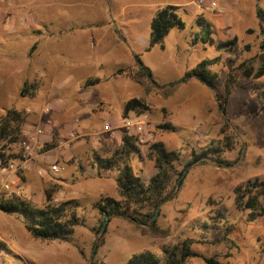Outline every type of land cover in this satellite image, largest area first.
I'll return each instance as SVG.
<instances>
[{"label":"rangeland","instance_id":"obj_1","mask_svg":"<svg viewBox=\"0 0 264 264\" xmlns=\"http://www.w3.org/2000/svg\"><path fill=\"white\" fill-rule=\"evenodd\" d=\"M165 1L180 5L177 12L186 26L172 28L163 48L146 50L150 21ZM215 1L209 9L194 0H0L5 7L0 13L7 19L0 29V50L20 59L32 83L24 92V105L16 103L21 98L14 88L0 90V116L8 108L25 111L24 132L26 127L50 132L56 140L53 148L72 154L68 165L55 162L62 167L59 172L39 176L35 169L33 181L10 185L0 192V201L18 196L41 207L42 192L50 188L53 202L75 201L71 207L80 219L66 239L43 241L29 235L19 215L0 211V264H127L132 255L146 250L162 257L164 248L180 247L185 240L199 256L188 257L184 264H206L202 257L219 264H264V215L249 220V210L234 202L237 185L264 180V76L257 80L238 75L224 101L228 74L237 65L253 58L254 68L260 66L257 9L264 17V0ZM191 2L195 13L181 6ZM200 17L212 23L215 41L235 37V43L230 48L200 40L193 44ZM135 55L151 78L137 75ZM214 58L207 65L214 74L213 88L197 78L170 87L187 69ZM70 70L72 76L64 78ZM95 79L94 85L87 84ZM131 99L140 105L124 114L122 108ZM218 102L225 106V116ZM84 108L88 116L79 113ZM130 113L143 120L142 132L123 127ZM106 123L112 132L104 130ZM166 124L172 128L157 127ZM69 134V145L62 146ZM124 135L136 138L139 151L128 161L144 182L156 172L147 156L153 142L180 153L178 170L193 152L215 148L217 153L188 167L175 189L173 179L169 188L175 194L155 211L139 208L146 224L115 214L100 227L104 214L95 202L123 198L116 182L119 169L100 168L97 157H110ZM44 143L33 144L35 152L47 150ZM11 150L22 151V142L12 144ZM152 222L159 231L150 229Z\"/></svg>","mask_w":264,"mask_h":264},{"label":"trees","instance_id":"obj_2","mask_svg":"<svg viewBox=\"0 0 264 264\" xmlns=\"http://www.w3.org/2000/svg\"><path fill=\"white\" fill-rule=\"evenodd\" d=\"M177 8L178 6L176 5H165L154 14L150 21V38L146 50L151 49L155 45H159L163 48V39L172 28H185L186 23L178 14ZM257 17L259 19V32L261 34L259 44L260 51L257 55L260 59V66L254 68L251 63L253 58H250L241 62L228 74L229 81L225 84V102L231 93L230 85L234 83L238 75L254 79L264 75V17L263 10L260 8L257 9ZM196 23L199 25L200 30L195 33L192 40L193 44L196 40H200L203 43L230 48V46L235 43V37L226 41H215L211 36L212 30L210 24L203 18L200 17ZM135 59L139 69L137 75L151 78L150 72L143 66L137 55H135ZM215 61L216 58L200 61L193 68L187 69L183 77L171 83L170 87H174L191 77L197 78L212 87L214 83V74L210 73L207 65ZM97 81L98 79H95L87 84L94 85ZM26 88L27 84L25 83L20 91L21 96H24ZM261 89L262 97H264V88L261 87ZM139 105V101L136 99L128 100L124 104L123 113L126 114ZM218 105L222 115L225 116V106L220 102H218ZM26 121L27 113L15 108H8L4 114L0 116V163L3 167L21 157L22 151H12L11 145L23 142ZM157 127L172 128L169 124L158 125ZM135 139L136 138L132 135H124L121 137L119 146L115 148L110 157H97V163L100 168L110 170L116 167L119 169L116 182L119 193L123 198V201H118L112 197H103L95 202V208H97L100 213L104 214V220L100 223V227H102L105 218L115 214L124 215L130 221L138 225L146 224L148 220L145 219V216L142 215L139 208L145 207L155 211L165 200L175 194L173 189L169 188L173 179H175V189L181 185L188 167L199 160H212V157L217 153L215 148L205 150L199 154L193 152L190 160L184 164L183 169L178 170L177 164H179L180 161V153L177 150L166 148L161 142H153L148 146L147 156L149 160L153 162L156 172L148 182H144L133 171L128 161L130 159L129 155L139 151L136 147ZM55 143L56 140L53 137L51 141L44 143V147L47 149L52 148L55 146ZM213 161L229 165L228 162L226 163L224 160L214 159ZM234 194L235 205L242 210H249V220L264 215V180H259L257 178L249 179L237 185L234 188ZM44 195L45 204L41 207L34 206L27 200H23L18 196H12L11 199L0 201V211L6 214L19 215L25 229L35 239L43 241L66 239L72 235L74 227L80 223L75 208L71 207V204L75 201L67 200L60 203L53 202L50 188L44 190ZM150 229L153 232L159 231L154 226V222L151 223ZM188 243L190 242L185 240L181 243L180 247L164 248L162 257H158L148 250L139 252L132 255L128 259L127 264H184L188 257L199 256V254L188 248ZM1 245L2 244H0V246ZM202 258L206 264H219L212 257Z\"/></svg>","mask_w":264,"mask_h":264},{"label":"crops","instance_id":"obj_3","mask_svg":"<svg viewBox=\"0 0 264 264\" xmlns=\"http://www.w3.org/2000/svg\"><path fill=\"white\" fill-rule=\"evenodd\" d=\"M194 3H192V2L186 3V4H182L181 6L185 5L184 10L187 13H195V4ZM211 3H215V5H217L215 0H203L202 4H197V3L196 4L197 5H205L206 4L207 8L209 7V9H210V8H212ZM169 4L176 5V3L169 2V1L164 2V6L169 5ZM176 6L180 7V5H176ZM2 7L5 8L4 6H0V9H2ZM210 19L214 20V19H218V18H214V17L212 18V16H211ZM6 22H7L6 16L3 15L2 13H0V29L3 26H6ZM207 22L209 24L211 23L209 20H207ZM210 26H211V30L213 33L215 29H214L212 23L210 24ZM12 53H13L12 51H10V52L5 51L4 53H2L0 50V90H2L5 87H6L5 90H7L8 88H14L17 95L21 98V100H19V102H17V100H16V103H18L19 105H24L27 98H26L25 94H24V96H21L20 91H21V89L25 83L27 85H31L32 83H30L31 81L29 82V80H28L30 76L25 75L27 73L25 72V70L20 65V59L14 58L12 56ZM16 60H17V63H16ZM68 60H69V62H72L70 59H68ZM67 65H69V63H67ZM14 66H16V67H14ZM65 76H68L70 78L72 76L71 70L69 72H64V78H65ZM32 77H35V76H33V74H32L31 78ZM261 77H259V78H261ZM191 78H194V77H191ZM259 78H257V80ZM123 108H124V106H123ZM123 108H122V110H123ZM47 110H48V108L45 109V111H47ZM79 113L84 114V116L85 115L88 116L90 114L88 109H85V108L83 110H80ZM46 125L49 126V128L51 129L52 126L50 124L47 123ZM52 138H53V136H51L50 132H48L47 134L45 132H43L42 134L36 136L33 144L38 146L40 143L51 141ZM35 153L36 154H35L34 158L29 163L28 169H26V170H24V171H22L16 175L13 174L12 172H9L8 170H6L0 163V181L8 182L9 185H14L15 183L17 185H20L21 183H26V185H27L28 181L30 179H31V181L34 180L33 176H35L34 175L35 169L37 170V174L39 176L45 175L49 172L52 173V171L50 170L51 164H54L55 162L63 161L65 165H68V162H66L67 157L72 155L71 152L66 151V148L60 150V149H57L55 147L49 148V149L45 150L44 152L36 151ZM43 154H48V156H50V158L43 157L42 156ZM42 170H43V173H41ZM21 174H23V176L25 177V180L23 179L22 176H20ZM39 187L41 188L42 186L39 185L38 188ZM43 194L44 193L42 192V196H43L44 201H45V196ZM6 219L7 218H5V217L2 218V222H3V220H6ZM1 224L2 223L0 222V225Z\"/></svg>","mask_w":264,"mask_h":264},{"label":"built area","instance_id":"obj_4","mask_svg":"<svg viewBox=\"0 0 264 264\" xmlns=\"http://www.w3.org/2000/svg\"><path fill=\"white\" fill-rule=\"evenodd\" d=\"M197 4H202L203 0H194ZM212 7H215V3H211ZM144 122L141 120L135 113H130L129 116H126L123 118V127H125L127 130H133L136 133H140L144 130ZM105 131H113V128L111 124L106 123L103 126ZM43 133V130L38 127H26L25 128V136L24 140L22 142V153L21 157L17 160H14L7 164L4 168L8 170L9 172H12L13 174H18L24 170H26L29 166V163L35 156V149H34V140L36 136ZM73 137V134H69V137L67 140L63 141L61 144L62 146H68L71 139ZM61 167L54 163L50 165V170L52 172H59ZM43 173V170L41 171ZM10 188V185L8 182H2L0 181V192H6Z\"/></svg>","mask_w":264,"mask_h":264}]
</instances>
